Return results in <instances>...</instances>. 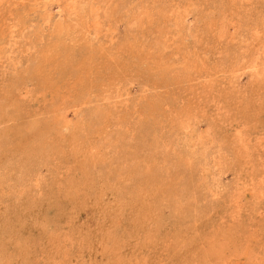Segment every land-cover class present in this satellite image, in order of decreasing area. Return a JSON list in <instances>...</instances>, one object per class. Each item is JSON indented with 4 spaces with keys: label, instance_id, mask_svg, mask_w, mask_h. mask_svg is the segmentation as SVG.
Here are the masks:
<instances>
[{
    "label": "rangeland",
    "instance_id": "1",
    "mask_svg": "<svg viewBox=\"0 0 264 264\" xmlns=\"http://www.w3.org/2000/svg\"><path fill=\"white\" fill-rule=\"evenodd\" d=\"M0 264H264V0H0Z\"/></svg>",
    "mask_w": 264,
    "mask_h": 264
}]
</instances>
